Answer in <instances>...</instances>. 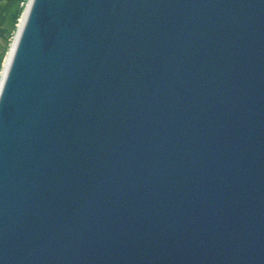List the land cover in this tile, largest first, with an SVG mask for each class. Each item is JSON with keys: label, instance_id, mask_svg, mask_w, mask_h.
<instances>
[{"label": "water", "instance_id": "water-1", "mask_svg": "<svg viewBox=\"0 0 264 264\" xmlns=\"http://www.w3.org/2000/svg\"><path fill=\"white\" fill-rule=\"evenodd\" d=\"M0 74V264H264V0H28Z\"/></svg>", "mask_w": 264, "mask_h": 264}, {"label": "trees", "instance_id": "trees-1", "mask_svg": "<svg viewBox=\"0 0 264 264\" xmlns=\"http://www.w3.org/2000/svg\"><path fill=\"white\" fill-rule=\"evenodd\" d=\"M25 0H0V41L6 46L16 29V24L24 8ZM0 55V65L5 55Z\"/></svg>", "mask_w": 264, "mask_h": 264}, {"label": "rangeland", "instance_id": "rangeland-1", "mask_svg": "<svg viewBox=\"0 0 264 264\" xmlns=\"http://www.w3.org/2000/svg\"><path fill=\"white\" fill-rule=\"evenodd\" d=\"M27 1H28V0H25L24 6H25V4H26ZM18 20H19V19H18ZM17 25H18V22H17V24H16V27H17ZM15 32H16V29H15ZM15 32L13 33V36L11 37L10 42L8 43L7 46H6L2 41H0V55H1L2 51H4V50L6 51V52H5V55H4L3 58H2V62H1V65H0V74H1V72H2V67H3V65H4L5 58H6L7 54H8V52H9V48H10L12 42H13Z\"/></svg>", "mask_w": 264, "mask_h": 264}, {"label": "bare ground", "instance_id": "bare-ground-1", "mask_svg": "<svg viewBox=\"0 0 264 264\" xmlns=\"http://www.w3.org/2000/svg\"><path fill=\"white\" fill-rule=\"evenodd\" d=\"M7 61H8V56H6V58H5L4 65H6V64H7Z\"/></svg>", "mask_w": 264, "mask_h": 264}]
</instances>
